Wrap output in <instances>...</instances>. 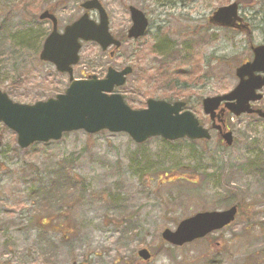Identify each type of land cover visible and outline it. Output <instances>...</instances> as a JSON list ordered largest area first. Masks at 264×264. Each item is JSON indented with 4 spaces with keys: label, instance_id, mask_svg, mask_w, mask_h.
Returning <instances> with one entry per match:
<instances>
[{
    "label": "rangeland",
    "instance_id": "obj_1",
    "mask_svg": "<svg viewBox=\"0 0 264 264\" xmlns=\"http://www.w3.org/2000/svg\"><path fill=\"white\" fill-rule=\"evenodd\" d=\"M84 1L0 0V90L14 102L34 104L69 87L68 74L40 59L52 23L39 15L51 10L60 31L85 11L98 21ZM100 1L122 48L83 41L74 78L132 66L117 91L133 109L171 95L209 127L203 98L233 90L236 68L253 57V44H264V0ZM234 2L250 31L210 24ZM133 5L151 24L134 42L126 36ZM257 104L264 108V98ZM228 124L231 146L215 130L210 140L139 144L124 132L74 130L22 149L0 122V264H264V118L229 113ZM232 203L238 217L225 229L182 247L162 239L185 217Z\"/></svg>",
    "mask_w": 264,
    "mask_h": 264
},
{
    "label": "water",
    "instance_id": "obj_2",
    "mask_svg": "<svg viewBox=\"0 0 264 264\" xmlns=\"http://www.w3.org/2000/svg\"><path fill=\"white\" fill-rule=\"evenodd\" d=\"M82 6L88 10L97 9L100 23L85 13L60 33L57 28L58 19L52 13L46 10L40 15L41 19L50 18L54 29L43 45L40 59L52 62L58 72L69 74L71 84L65 92L27 105L14 102L7 93L0 90V122L16 133L18 145L27 148L35 142L60 140L63 133L73 130H85L90 134L103 130L124 132L130 134L137 144L160 136L168 141L183 137L191 140L210 139V131L200 124L195 114L190 110L182 111L186 106L185 101L172 103L149 98L146 108L133 109L121 93L114 91L116 87L125 85L127 76L133 73L130 66H125L121 71L109 67L103 79L96 75L87 79H74L73 67L80 61L82 40L96 41L104 50L113 44L116 47L121 44L110 34L108 15L98 0L86 1ZM130 12L133 27L128 36L138 38L145 33L148 20L135 6L130 8ZM209 21L219 27L247 28L239 16L237 2L219 7ZM252 52L253 61L237 69L240 82L232 92L203 99V109L211 118L223 100L227 101L226 107L236 115L256 112L250 107V102L262 98L257 90L264 88V45L254 46ZM223 139L231 145L232 133L225 132ZM237 210V206H233L224 211L196 213L181 221L175 231L166 229L162 237L174 245H183L229 225L235 220ZM139 252L143 259L151 257L146 248Z\"/></svg>",
    "mask_w": 264,
    "mask_h": 264
},
{
    "label": "flooded vegetation",
    "instance_id": "obj_3",
    "mask_svg": "<svg viewBox=\"0 0 264 264\" xmlns=\"http://www.w3.org/2000/svg\"><path fill=\"white\" fill-rule=\"evenodd\" d=\"M168 1V0H167ZM166 5H168V3L166 4ZM143 13H145L146 14V12L144 11ZM129 14H130V8H129ZM146 16H147V18H148V21H150L149 20V15L148 14H146ZM109 19H110V17H109ZM131 26L129 27V29L127 30V34H126V36H127V38L130 40V41H139L140 39H142V38H144L145 37V34L148 32V30L145 32V34H144V36L143 37H140V38H134V39H131L128 35H129V30H130V28L133 26L132 25V14H131V24H130ZM113 33V32H112ZM113 35H114V37H116L117 39H119L120 40V42H121V45L123 44V40L122 39H120V37H117V36H115V34L113 33ZM121 49V48H120ZM119 49V50H120ZM113 55V53L111 54V56ZM250 60V59H249ZM264 90V89H263ZM263 90H262V94H263ZM264 95V94H263ZM264 98V97H263ZM262 98V99H263ZM261 99V100H262ZM261 100H259V101H256L255 103H252L251 105L252 106H254V108L255 109H260V110H263L264 111V108L263 107H260V106H256V105H258L257 103H259ZM229 113H230V111H229V109L226 107V103L225 102H223L222 104H221V106L219 107V109L216 111V113H215V115L213 116V118H211V116L210 115H207L208 117H209V119L211 120V126H209V127H207L206 125H204V124H202V125H204L208 130H210V133H211V136H212V132L215 130L216 132H217V134H218V137H219V140L222 142V143H226V145H228L227 144V141L226 140H224L223 139V136H224V134H225V132H227V131H230L231 133H232V136H233V143H234V132H233V130L232 129H230V126H229V124H228V116H229ZM247 115H251V116H253V117H259V118H264L262 115L264 114V112H261V113H259V112H256V113H254V114H249V113H246ZM245 114V115H246ZM237 116V115H236ZM239 116H241V115H239ZM202 123V122H201ZM203 140H206V139H200V141H203ZM232 143V144H233ZM231 144V145H232ZM231 145H229V146H231ZM217 209H220V208H217ZM217 209H206V210H217ZM206 210H202V211H206ZM46 224H48V223H46ZM48 225H51V224H48ZM225 229V228H224ZM48 230H52L51 229V227H49V229ZM222 230V229H221ZM208 236H210V234H208ZM208 236H206L205 238H207ZM203 239V238H202ZM197 240H199V239H197ZM197 240H195V241H197ZM195 241H193V242H190V243H186V244H191V243H194ZM185 244V245H186ZM218 245L217 246H219V243H217ZM184 246V245H183ZM174 247H182V246H174ZM140 251V250H139ZM139 251H138V254H139ZM140 257V256H139ZM141 259V258H140ZM217 260V259H216ZM142 261H144V260H142ZM217 262L218 263H220V260H217Z\"/></svg>",
    "mask_w": 264,
    "mask_h": 264
},
{
    "label": "trees",
    "instance_id": "obj_4",
    "mask_svg": "<svg viewBox=\"0 0 264 264\" xmlns=\"http://www.w3.org/2000/svg\"><path fill=\"white\" fill-rule=\"evenodd\" d=\"M42 33H43V32H42ZM44 37H45V36H44ZM162 40H163V39H162ZM159 46H161V48H164V47H166L167 45H165V43L162 42V43L159 44ZM165 97H166V99H170V98H172L171 95H169V96L167 95V96H165ZM170 100H171V99H170Z\"/></svg>",
    "mask_w": 264,
    "mask_h": 264
}]
</instances>
